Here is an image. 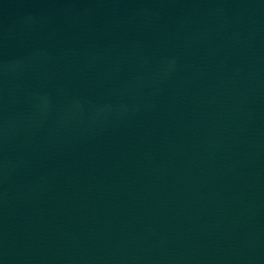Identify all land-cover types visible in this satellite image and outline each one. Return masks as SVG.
<instances>
[{
	"label": "water",
	"instance_id": "1",
	"mask_svg": "<svg viewBox=\"0 0 264 264\" xmlns=\"http://www.w3.org/2000/svg\"><path fill=\"white\" fill-rule=\"evenodd\" d=\"M0 264H264V0H0Z\"/></svg>",
	"mask_w": 264,
	"mask_h": 264
}]
</instances>
